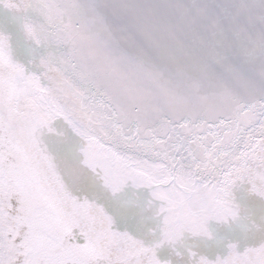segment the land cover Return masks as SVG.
<instances>
[{"label": "snow or ice", "instance_id": "obj_1", "mask_svg": "<svg viewBox=\"0 0 264 264\" xmlns=\"http://www.w3.org/2000/svg\"><path fill=\"white\" fill-rule=\"evenodd\" d=\"M0 8V264H264V0Z\"/></svg>", "mask_w": 264, "mask_h": 264}, {"label": "water", "instance_id": "obj_2", "mask_svg": "<svg viewBox=\"0 0 264 264\" xmlns=\"http://www.w3.org/2000/svg\"><path fill=\"white\" fill-rule=\"evenodd\" d=\"M11 15L13 14L9 13L7 10L4 11V9L0 8V19H3ZM29 47L30 45L26 41L23 40L20 41L17 52L22 62L27 63V61L31 58L30 55L26 54V51ZM148 196L149 193L147 191L143 192L142 194L129 191L120 197L121 208L126 213L138 214L143 209V200ZM239 202L242 204V206H244L246 210H253V211L256 210V208H254L250 203V200L246 196V194L239 196ZM118 227H120L121 230H124L123 223L118 222ZM210 230L213 232L215 236V241H208L203 238H193V237H187L185 239L184 247L180 249L182 252H184L185 259L187 258V251H186L187 249H191L200 254L214 253L215 251L218 250L216 247L217 243L219 241H223L227 239L232 234V229L228 225H224V224L213 223L212 225H210ZM160 254L163 259H169V258L172 259L173 264H176L177 260H179V258L175 257L174 253L167 246L161 250Z\"/></svg>", "mask_w": 264, "mask_h": 264}]
</instances>
